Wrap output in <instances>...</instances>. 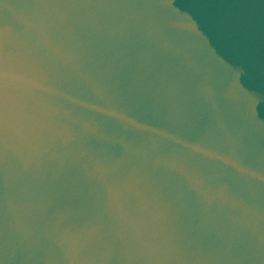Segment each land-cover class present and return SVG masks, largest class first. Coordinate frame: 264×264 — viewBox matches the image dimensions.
<instances>
[{
  "label": "water",
  "instance_id": "95a60500",
  "mask_svg": "<svg viewBox=\"0 0 264 264\" xmlns=\"http://www.w3.org/2000/svg\"><path fill=\"white\" fill-rule=\"evenodd\" d=\"M0 264H264V0H0Z\"/></svg>",
  "mask_w": 264,
  "mask_h": 264
}]
</instances>
